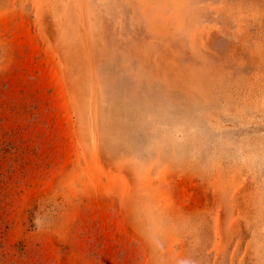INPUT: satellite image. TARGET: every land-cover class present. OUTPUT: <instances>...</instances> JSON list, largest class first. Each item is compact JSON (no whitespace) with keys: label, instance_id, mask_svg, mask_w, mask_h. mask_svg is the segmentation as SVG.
Listing matches in <instances>:
<instances>
[{"label":"rangeland","instance_id":"rangeland-1","mask_svg":"<svg viewBox=\"0 0 264 264\" xmlns=\"http://www.w3.org/2000/svg\"><path fill=\"white\" fill-rule=\"evenodd\" d=\"M0 264H264V0H0Z\"/></svg>","mask_w":264,"mask_h":264}]
</instances>
